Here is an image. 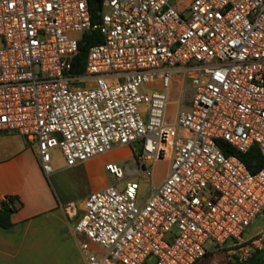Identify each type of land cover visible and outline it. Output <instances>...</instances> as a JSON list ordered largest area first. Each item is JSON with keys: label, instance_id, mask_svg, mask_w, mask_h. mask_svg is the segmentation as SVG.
Listing matches in <instances>:
<instances>
[{"label": "built area", "instance_id": "1", "mask_svg": "<svg viewBox=\"0 0 264 264\" xmlns=\"http://www.w3.org/2000/svg\"><path fill=\"white\" fill-rule=\"evenodd\" d=\"M91 31L100 43L76 74ZM0 134L35 144L46 177L54 149L65 169L130 150L65 207L86 264H196L208 242L246 261L264 248V228L243 238L264 217V167L225 152L264 159V0H104L95 24L88 0H0ZM137 178L151 181L141 203Z\"/></svg>", "mask_w": 264, "mask_h": 264}, {"label": "crops", "instance_id": "2", "mask_svg": "<svg viewBox=\"0 0 264 264\" xmlns=\"http://www.w3.org/2000/svg\"><path fill=\"white\" fill-rule=\"evenodd\" d=\"M124 149L129 151L126 147L114 151ZM92 161L77 166L84 167L89 177ZM50 180L51 176L41 172L35 144L16 135L0 134V210L9 198L14 207L9 218L11 226L0 228V264H86L78 239L71 232L73 221L65 210L73 202L65 203L61 190H55ZM105 184L90 193L103 189ZM227 263L225 253L217 249L196 264Z\"/></svg>", "mask_w": 264, "mask_h": 264}, {"label": "rangeland", "instance_id": "3", "mask_svg": "<svg viewBox=\"0 0 264 264\" xmlns=\"http://www.w3.org/2000/svg\"><path fill=\"white\" fill-rule=\"evenodd\" d=\"M188 1V0H183ZM157 92H161L159 84H155L152 88ZM179 85L176 83L172 84L169 94V106L167 107V117L171 120L173 112L175 111L174 103L179 98ZM143 120L147 119L148 107L143 105L140 108ZM113 152V151H112ZM132 160V154L130 150H119L114 151L112 154H105L98 158L93 159L90 163V171L92 177H89L84 167H74L67 170L65 169L64 159L59 150L54 149L52 151V166L53 174L51 175V184L55 190H61L62 197L66 202H73L75 206L79 205L86 195L90 193L93 188L107 185L113 181V178L108 175L103 169L104 165L108 162L116 163L117 165L124 166ZM133 169V165H129V170ZM165 163H158L155 167V177L153 185L157 184L158 180H161L165 176ZM140 186L139 203L143 202L148 196V192L151 188V181L147 182L144 179L137 178L136 180ZM105 184V185H106ZM264 228V217H258L252 225L244 233L243 238L250 240L254 237L259 230ZM208 250L213 251L214 248L211 242L206 244Z\"/></svg>", "mask_w": 264, "mask_h": 264}, {"label": "trees", "instance_id": "4", "mask_svg": "<svg viewBox=\"0 0 264 264\" xmlns=\"http://www.w3.org/2000/svg\"><path fill=\"white\" fill-rule=\"evenodd\" d=\"M104 0H88V8L91 15V21L93 24L97 23L99 20V13L102 10ZM100 43V36L98 32L91 31L84 33L79 42V54L74 59L72 64V70L76 74H81L84 72V65L86 60V55L90 47ZM226 154L236 155L241 162L246 166L251 172H256L262 167H264V159L259 155L258 149L252 147L251 150L245 155H238L232 152H225ZM13 200L9 198L7 204H2L0 210V228L7 229L11 226L10 216L14 212V207L12 205ZM262 253H264V248L261 251L255 250L250 258L246 261L238 263L237 261H229L227 264H261Z\"/></svg>", "mask_w": 264, "mask_h": 264}]
</instances>
